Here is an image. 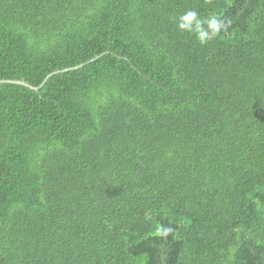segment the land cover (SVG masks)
Returning <instances> with one entry per match:
<instances>
[{"label": "trees", "instance_id": "trees-1", "mask_svg": "<svg viewBox=\"0 0 264 264\" xmlns=\"http://www.w3.org/2000/svg\"><path fill=\"white\" fill-rule=\"evenodd\" d=\"M0 80V264H264V0H0Z\"/></svg>", "mask_w": 264, "mask_h": 264}, {"label": "clouds", "instance_id": "clouds-1", "mask_svg": "<svg viewBox=\"0 0 264 264\" xmlns=\"http://www.w3.org/2000/svg\"><path fill=\"white\" fill-rule=\"evenodd\" d=\"M174 19L177 29L193 36L201 46L208 45L222 34H227L233 23L230 18L217 12L201 16L199 12L192 9L183 12ZM173 231L174 228L171 225L165 226L162 223L154 228L155 235L162 239H167Z\"/></svg>", "mask_w": 264, "mask_h": 264}, {"label": "water", "instance_id": "water-1", "mask_svg": "<svg viewBox=\"0 0 264 264\" xmlns=\"http://www.w3.org/2000/svg\"><path fill=\"white\" fill-rule=\"evenodd\" d=\"M68 69H64L62 71H66ZM55 73V72H54ZM51 74L47 75L46 79L50 76ZM0 82H12V83H15V84H19V85H24V86H27V87H30L32 89H37V87H33V86H30L28 83L24 82V81H20V80H17V81H10V80H0Z\"/></svg>", "mask_w": 264, "mask_h": 264}]
</instances>
